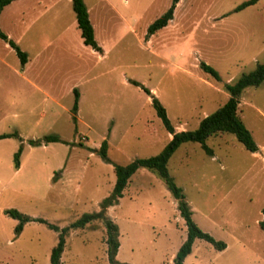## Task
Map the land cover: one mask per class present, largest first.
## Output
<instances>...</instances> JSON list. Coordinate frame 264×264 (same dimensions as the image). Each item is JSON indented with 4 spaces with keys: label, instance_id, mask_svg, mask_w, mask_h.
Instances as JSON below:
<instances>
[{
    "label": "rangeland",
    "instance_id": "1",
    "mask_svg": "<svg viewBox=\"0 0 264 264\" xmlns=\"http://www.w3.org/2000/svg\"><path fill=\"white\" fill-rule=\"evenodd\" d=\"M83 1L102 52L82 43L70 0L60 1L58 14L42 13L19 40L26 47L58 37L54 46H60L45 77L35 81L40 87L23 80L16 53L0 39V134L15 133L0 139L2 264H49L58 231L48 223L61 229L99 211L115 183L114 164L163 149L171 134L152 96L176 131L193 130L226 102V83L264 61V0L239 11L233 9L245 0H183L172 23L150 36L148 25L171 0ZM201 62L220 79L205 73ZM56 74L51 86L44 84ZM74 87L81 94L76 121ZM238 115L258 145L256 152L232 133L219 132L205 141L212 155L197 142H185L168 160L169 175L181 187L193 220L226 244L217 250L195 239L183 264H264L259 225L264 217V81L242 90ZM50 134L60 140L28 143ZM104 139L110 162L97 152ZM7 210L32 220L17 232L19 219ZM105 215L118 227L115 264H174L186 227L156 172L139 168ZM105 236L100 219L70 228L60 264H110Z\"/></svg>",
    "mask_w": 264,
    "mask_h": 264
},
{
    "label": "trees",
    "instance_id": "2",
    "mask_svg": "<svg viewBox=\"0 0 264 264\" xmlns=\"http://www.w3.org/2000/svg\"><path fill=\"white\" fill-rule=\"evenodd\" d=\"M13 0H0V13L3 7L9 4ZM179 0H171L168 8L154 21H152L147 27V35L150 36L156 33L158 30L162 29L167 25L169 20L173 18V12L176 3ZM258 0H245L239 3L233 11H239L244 9L249 5H253ZM72 9L75 13V19L77 23V28L80 31V35L83 39V43L90 46L95 51L101 52V47L97 44L94 37V29L89 19L88 11L83 0H71ZM0 38L7 42L15 51L18 56L20 63L24 64L27 61V55L23 52L16 43L9 39L7 35L0 29ZM201 69L211 75L214 79L219 80L220 76L218 72L210 65L201 62ZM264 81V61L257 63L253 70L242 73L234 83H226L225 88L229 92V97L226 102L214 110L212 113L203 117L198 126L193 130H180L176 131L171 125L165 108L161 105L159 100L152 96V106L156 110L157 116L161 119L165 129L171 134V138L168 143L163 147V149L156 155L149 157L135 158L126 164H114L113 171L115 173V183L109 195L104 197L100 202V210L93 213H84L78 219L71 222L68 226L59 229L54 224H49L48 226L56 231H58L57 243L52 247L49 257V264H60L61 254L65 245V235L70 228H83L95 219H100L105 228V244L107 257L110 264H115V256L119 247L118 240V227L107 215L105 211L109 206L117 203L118 199L122 196L123 189L126 187L130 177L139 169L145 168L150 171L156 172L163 180L164 183L171 193L172 197L176 201V209L179 215L184 221L186 227V237L176 251L174 257V264H183L185 257L191 253L192 245L195 239H203L210 243L215 249L223 250L226 244L222 240H217L209 233L203 231L197 223L192 218L191 208L185 199L181 187L177 186L173 178L169 175L167 163L174 151L185 142H197L201 145L207 154L212 155V150L205 143L208 137L215 135L219 132L232 133L236 139L244 146V148L250 152H256L258 150V145L255 143L251 132L242 122L238 115V103L239 96L242 90L248 86H258ZM134 85H140L137 81H131ZM142 86V85H141ZM143 87V86H142ZM147 94L150 91L144 88ZM73 103H72V114L73 120L76 121V112L78 108V98L79 93L76 88H73ZM15 135L13 134H0V139ZM60 140L57 135L50 134L44 136L42 139H30L28 143L30 145H39L42 142L58 141ZM108 143L106 139L102 140L98 154L100 157L107 162L110 159L107 156ZM21 153V146L14 153V166L18 168L19 166V156ZM7 214L19 219V223L16 226V231H20L24 222L32 220L30 217L25 216L18 212L17 210H7ZM262 213L264 215V206L262 208ZM35 220L39 222H45L41 218H36ZM260 228L264 231V217L263 220L259 222ZM2 264V263H0Z\"/></svg>",
    "mask_w": 264,
    "mask_h": 264
},
{
    "label": "crops",
    "instance_id": "3",
    "mask_svg": "<svg viewBox=\"0 0 264 264\" xmlns=\"http://www.w3.org/2000/svg\"><path fill=\"white\" fill-rule=\"evenodd\" d=\"M60 1L61 0H13L9 4L5 5L0 13V29L7 35L9 39L13 40L16 43V45L27 55V61L24 64H21L18 58L19 64H20V71H21L23 80L29 84H33L35 87L36 86L38 87L40 85L39 83H36L35 81L38 79L42 81V78L45 77V72H47L46 70L47 65H48L47 63L50 60H52L53 56H55L56 53L58 52L57 49L59 48L60 45L54 46L55 44H57L56 40L58 37L56 36L55 39L51 41L50 40L40 41L38 42L39 44L38 43L37 44L28 43L26 44V47H22L19 40L26 37L32 25L39 19L42 13H49L50 11L53 10V13L58 14V12L55 11V8L58 7V4L60 3ZM182 2L183 0H179L176 3L174 12H173V18L169 20L167 25L169 23H172V21L174 20L175 14L177 10L180 8ZM71 7H72V2H71ZM28 13H31V16L28 15ZM224 16L225 14L224 15L221 14L220 16H218V18L221 19ZM75 24L77 27L76 19H75ZM167 25L165 27H167ZM173 28L174 27H171L170 31H172ZM59 34L63 35L64 33L60 32ZM79 34H80V31H79ZM80 39L82 40V43H83V39L81 35H80ZM4 45H8V47L12 48L5 41H4ZM65 50L66 52H68L67 54H70L69 53V51H71L70 48H66ZM101 52H102V49H101ZM64 76L65 75H62L61 77H64ZM56 77H59V76L56 74L53 76L46 77L47 79L44 82V84H46L48 87L51 86L54 81V78ZM72 91H73V88H72ZM43 92H47V91L44 90ZM78 93L80 97L81 94L80 92ZM78 101H79V98H78ZM76 115H77V112H76Z\"/></svg>",
    "mask_w": 264,
    "mask_h": 264
}]
</instances>
